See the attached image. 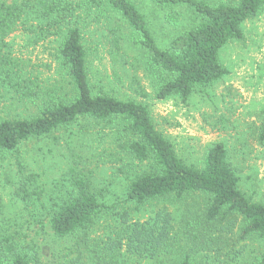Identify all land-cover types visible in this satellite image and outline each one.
Wrapping results in <instances>:
<instances>
[{
	"label": "rangeland",
	"instance_id": "1",
	"mask_svg": "<svg viewBox=\"0 0 264 264\" xmlns=\"http://www.w3.org/2000/svg\"><path fill=\"white\" fill-rule=\"evenodd\" d=\"M20 1L0 0V4ZM130 1L161 40L168 38V33L177 36L195 21L186 6L159 10L151 0ZM199 1L209 5L237 2ZM79 23L95 90L145 105L155 129L189 166L202 168L208 148L224 144L228 161L237 170L240 191L264 205V140H260L264 129V5L256 17L244 22L243 38L220 50L219 61L228 74L207 88L196 89L185 102L156 98L157 84L148 54L134 44L133 34L118 16L111 13L106 21L93 10L80 13ZM22 29L21 26L3 40L0 58H10L13 81L18 82L21 91L29 90L40 98L21 101L16 99L9 82H0V119L31 118L38 114L42 99L69 94V80L53 39L26 34ZM114 39H119V51L113 48ZM128 138V131L119 123L79 120L46 137L23 142L13 151L0 153V238L8 236L33 246L37 260L29 264H169L167 258L158 262L139 259L125 248L108 249L121 230V214H127L130 223L144 222L155 211L168 207L182 247L174 258L187 252L193 264H255L264 252V242L255 237L241 240L240 222L232 226L231 232L223 229L227 221L205 226V230L201 223L196 225L201 218L200 196L144 205L125 202L128 184L146 170L123 149ZM21 164L28 172L40 175L36 190H44L37 205L28 209L14 197L21 179L17 167ZM82 174L90 179L91 189L110 206V211L100 214L86 232L56 238L48 221L44 220L43 227L36 221L45 213L39 206L44 203L48 208L52 200L67 197L71 181ZM207 229L210 230L206 232ZM194 235L197 239H193Z\"/></svg>",
	"mask_w": 264,
	"mask_h": 264
},
{
	"label": "trees",
	"instance_id": "2",
	"mask_svg": "<svg viewBox=\"0 0 264 264\" xmlns=\"http://www.w3.org/2000/svg\"><path fill=\"white\" fill-rule=\"evenodd\" d=\"M151 1L159 10L186 6L195 21L177 36L168 33L169 37L161 40L130 0H21L0 4V44L21 26L26 34L53 39L70 86L68 95L42 99L38 114L31 118L0 119V153L13 151L23 142L46 137L79 120L105 125L119 123L129 135L123 149L134 162L146 167L128 184L125 202L144 205L197 195L201 197L202 209L196 225L201 223L205 230V226L227 221L223 229L231 232L232 226L240 222L241 240L255 237L264 242V205L240 191L237 170L229 163L224 144L216 143L208 148L202 168L189 166L155 129L145 105L95 90L88 73L87 52L79 23L80 13L93 10L106 21L111 13L118 16L133 34L134 44L148 54L149 67L157 84L156 98H179L185 102L196 89L207 88L228 74L219 61V52L228 43L243 38L244 22L258 15L264 0H237L233 4L215 5L199 0ZM112 44L116 51L120 50L119 39L112 40ZM9 59L0 58V82L11 84L12 88L9 87L16 99L40 98L29 90L22 92L18 82L13 81L15 74ZM260 140H264V129ZM17 169L21 179L14 197L28 209L44 196L41 194L44 190H36L40 175L28 172L22 164ZM71 182L72 190L67 197L52 200L48 208L40 204L45 213L36 220L40 227L44 220L48 221L53 235L60 239L86 232L100 214L110 211V206L100 201L91 189L88 177L82 174ZM127 217V214L120 215L121 230L108 249L125 248L139 259L161 262V258H167L169 264H193L187 252L179 258L173 257L182 247L168 207L155 211L144 222L130 223ZM195 236L193 239H197ZM36 260L33 246L20 244L8 236L0 238V264H29ZM255 264H264V252Z\"/></svg>",
	"mask_w": 264,
	"mask_h": 264
}]
</instances>
